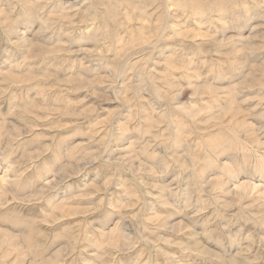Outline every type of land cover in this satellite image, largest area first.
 I'll return each instance as SVG.
<instances>
[{
  "label": "clouds",
  "instance_id": "9594fccd",
  "mask_svg": "<svg viewBox=\"0 0 264 264\" xmlns=\"http://www.w3.org/2000/svg\"><path fill=\"white\" fill-rule=\"evenodd\" d=\"M0 264H264V0H0Z\"/></svg>",
  "mask_w": 264,
  "mask_h": 264
}]
</instances>
